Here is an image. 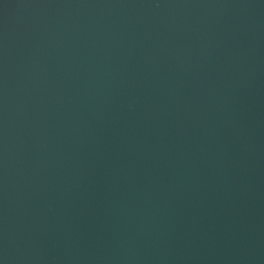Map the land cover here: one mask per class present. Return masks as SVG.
Returning <instances> with one entry per match:
<instances>
[{"label": "water", "instance_id": "water-1", "mask_svg": "<svg viewBox=\"0 0 264 264\" xmlns=\"http://www.w3.org/2000/svg\"><path fill=\"white\" fill-rule=\"evenodd\" d=\"M0 264H264V0H0Z\"/></svg>", "mask_w": 264, "mask_h": 264}]
</instances>
